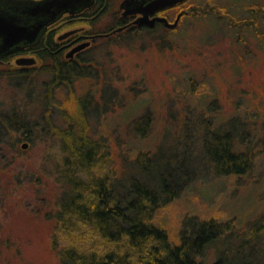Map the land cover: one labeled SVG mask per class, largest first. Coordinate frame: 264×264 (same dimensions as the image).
Wrapping results in <instances>:
<instances>
[{"label": "rangeland", "instance_id": "obj_1", "mask_svg": "<svg viewBox=\"0 0 264 264\" xmlns=\"http://www.w3.org/2000/svg\"><path fill=\"white\" fill-rule=\"evenodd\" d=\"M251 3L261 6L264 0H188L182 7L187 16L169 38L125 39L110 46L99 42L97 76L72 80L48 94V74L34 73L32 81H24L0 68V114L16 113L30 130L14 150L10 145L18 137L0 128V264H60L50 236L63 189L54 163L57 135L66 129L100 139L118 175L126 169L155 184L160 174L177 170L168 160L177 156L180 163H191L188 185L157 210L153 223L177 242L183 229L196 228L203 218L233 217V228L207 247L204 262L227 253L235 262L264 264V241L243 243L249 223L264 210V22L235 29L237 21L250 22L246 5ZM197 6L210 12L192 13ZM160 31L154 34H165ZM239 33L245 38H237ZM85 95L91 100L84 130L75 100ZM141 115L151 119L150 126L138 125L139 132L146 131L138 138L134 121ZM200 115L237 125L249 149L259 151L248 176L210 172L199 153L206 134ZM68 116L74 117L72 123ZM142 150L154 153L153 158L142 162L136 153Z\"/></svg>", "mask_w": 264, "mask_h": 264}, {"label": "trees", "instance_id": "obj_2", "mask_svg": "<svg viewBox=\"0 0 264 264\" xmlns=\"http://www.w3.org/2000/svg\"><path fill=\"white\" fill-rule=\"evenodd\" d=\"M246 6L258 12L259 21L264 22V5L251 3ZM190 11L203 13L200 16L210 12L205 8L201 10L199 6ZM186 16L184 14L181 21ZM226 16L230 17L229 14ZM56 61L59 64L50 68L45 64V59H42V66L37 72H49L53 74L52 82L61 81L62 73L61 69H58L61 63L59 59ZM72 67L73 65H69L67 71H72ZM54 71L57 74H54ZM14 76L22 79L21 76ZM46 91L48 94L51 87ZM90 100L86 95L75 100L79 115L76 118H80L84 130V114ZM15 114H0V128H5L6 134L15 133V137H18L10 145L14 150L18 140L22 139L21 135L29 136L30 132L27 124H24L19 116L16 118ZM72 117L67 118L70 123L73 122ZM212 117L207 120L200 115L206 133L202 135L203 141L199 144L202 148L199 151L202 160L207 163L214 176H233L237 179L248 176L256 163L259 151L249 149L248 144L239 136L241 130L237 125H220L215 118L213 122ZM150 119L149 115H141L135 119L134 128L139 133L138 138L141 134L145 137L146 132H139L138 125L146 123L150 126ZM57 136L60 137V144L57 146L54 163L57 167L56 180L61 183L63 189L51 216L53 229L50 245L57 253L60 264H207L204 262L207 247L220 241L222 234L233 228V217L220 220L209 216L201 219L196 228L183 229L180 239L173 242L164 229L153 223V219L163 204L171 201L188 185L191 163L183 160L180 163L177 156L168 160L167 164L169 161L172 164L174 160L172 165H178L177 170L168 169L152 184L136 174H127L124 171L126 169L118 175L114 168L109 167L108 157L100 139H92L84 133L75 135L69 129ZM136 153L138 158H143L142 162H148L154 156V153H149L148 150ZM183 168L184 172L180 170ZM181 173L185 177L183 180L178 175ZM247 233L243 240L245 245L254 242V245H262L264 210L249 223ZM211 264L253 263L246 260L235 262L227 253H222Z\"/></svg>", "mask_w": 264, "mask_h": 264}, {"label": "flooded vegetation", "instance_id": "obj_3", "mask_svg": "<svg viewBox=\"0 0 264 264\" xmlns=\"http://www.w3.org/2000/svg\"><path fill=\"white\" fill-rule=\"evenodd\" d=\"M120 0H0V12L11 16L15 21L25 25H35L39 28L34 39H23L3 49L0 40V68L4 67L6 74L12 78L21 76L24 81H32V74L39 73L41 60L50 68L61 65V81L52 82L53 74L42 72L50 76L51 88L62 85L69 86L75 81L88 76H94L102 65L97 61L99 42L106 45L121 43L125 39L137 38H169L168 33L178 30L181 18L187 11L182 8L188 0L157 10L148 15L154 22L138 23L142 14L135 4L122 7ZM258 9V7H257ZM250 22L241 20L236 22L237 31L242 32L245 27H257L259 13L251 9ZM182 12L175 27H168L157 18H166L172 23ZM105 23V24H104ZM242 25H241V24ZM256 23V24H254ZM240 29V30H239ZM162 30L164 35L154 33ZM160 31V32H162ZM245 38L238 34L237 38ZM101 43V44H102ZM115 43V44H116ZM73 65L68 72L67 67ZM87 71V73L85 72ZM54 74H57L54 71ZM3 76V72H0ZM72 80L74 82H72ZM47 88V89H48ZM29 134V133H28ZM21 138H27L23 134Z\"/></svg>", "mask_w": 264, "mask_h": 264}, {"label": "water", "instance_id": "obj_4", "mask_svg": "<svg viewBox=\"0 0 264 264\" xmlns=\"http://www.w3.org/2000/svg\"><path fill=\"white\" fill-rule=\"evenodd\" d=\"M185 0H123L122 7H127L133 3L136 9L133 11L141 12L142 16L137 19L138 23H144L148 21L151 25L154 20L149 19L148 15L154 11L165 9L166 7L181 3ZM182 12H180L174 22L170 23L166 18H157L166 23L168 27H175ZM39 28L35 25L20 24L19 21H15L9 15L0 12V40L2 41V48L5 49L8 46L17 43L23 39H34L36 32Z\"/></svg>", "mask_w": 264, "mask_h": 264}]
</instances>
